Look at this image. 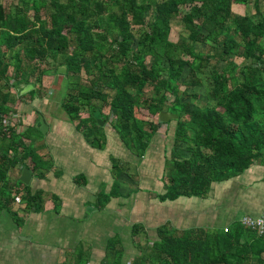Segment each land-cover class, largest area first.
<instances>
[{
	"label": "trees",
	"instance_id": "1",
	"mask_svg": "<svg viewBox=\"0 0 264 264\" xmlns=\"http://www.w3.org/2000/svg\"><path fill=\"white\" fill-rule=\"evenodd\" d=\"M263 1H0V215L8 210L17 220L20 207L34 212L43 207L45 195L12 180L11 171L49 173L54 167L27 144L34 131L40 133L38 127L23 130L17 115L18 97H41V79L51 71L67 82L65 114L96 149H105L100 119L110 120L140 158L159 127L175 121L166 192L153 193L159 201L205 198L214 183L264 167ZM251 3L258 21L234 12L236 5ZM63 66L67 73L59 74ZM210 68L213 80L206 85ZM21 83L34 89L20 96L15 92ZM165 111L179 117L161 122ZM112 161L116 181L111 192L98 195L102 209L124 196V169L119 157ZM16 196H21L17 207ZM52 200L61 211V199ZM224 228L180 230L168 223L145 246L136 244L139 254L130 264H264V236L237 220ZM144 229L134 224L132 236L148 234ZM125 252L115 234L101 264H125ZM77 257L76 264H89L83 251Z\"/></svg>",
	"mask_w": 264,
	"mask_h": 264
},
{
	"label": "crops",
	"instance_id": "2",
	"mask_svg": "<svg viewBox=\"0 0 264 264\" xmlns=\"http://www.w3.org/2000/svg\"><path fill=\"white\" fill-rule=\"evenodd\" d=\"M261 9L264 12V1L261 3ZM234 12L241 16L251 17L252 20L254 21H258L261 18V16H258L256 13H254L252 3L248 5H242V4L236 5L234 7ZM224 65H225L224 62H220L218 66H221L220 68L223 69ZM17 93L19 95L20 94L22 95L21 91H18ZM17 100L19 103L18 105L19 113L17 115H20V121L22 122V126H24L23 130L27 129L28 127L31 128L38 127L40 125L38 123L39 118L43 116V119L45 120L48 126L47 133L42 134L41 132L39 133L37 131L36 132L34 131L31 134V137H35L39 144L41 140L44 138V136L45 138L47 137V141H48L47 152L46 153L44 152L45 153L44 155L42 154L40 155L39 153L38 154L43 157L47 155L53 161L54 164V167L49 173L42 171L32 173L30 171L33 176L32 182L30 184L33 186V188L30 191L34 195L44 194L45 196H49L48 197L50 198L49 200H52L53 196H57L59 199H61L59 200V205H61V207L59 208H61V211L58 212L56 210L55 202L53 200H52L53 202H51V201H47V199H46L45 209H43L42 207L37 212L20 210V209L18 212L16 211L18 214L17 220L10 211L3 210L0 215V220L1 218L3 219L0 222V264H21V262L22 264H29V262H26V258H27L26 253L29 251L26 250L27 246L29 247V249H31V247L33 246L34 236L36 235V233H39V236H41L42 234L45 233V231H47L48 226H50L49 224L47 225V221L43 222L41 215L48 214L50 212L49 207H52L55 211H57L58 216L65 214L63 212V208L65 207V205L64 203H62L63 196H58L55 193H62L66 191L68 192V194L72 196L84 195L85 197L87 196L90 197L89 195L92 194L93 196H95L92 197V199H90L92 200L93 203L90 200L88 199L87 200L90 202L91 205L92 204L94 205L95 203V205L97 206L98 195L103 191L111 192L114 183L116 181L115 174H113V161H112V156L115 155L111 152L107 153L106 151L104 154L105 157L102 155L99 161L100 157L98 152H96V150L97 151L100 150L93 147L91 143L92 139H88L83 131H79L76 122L71 121L70 118L65 113L64 115L66 119L62 120L61 122H58L57 124L48 121L47 120L48 117H46L47 114L43 113L42 109L38 108V106H40L41 103L43 102L42 101L40 103V98H37L35 100H30V99L27 100L26 97H23V99L21 100V98L18 97ZM36 114H41V115L38 118V121L36 120V125H34ZM86 117L87 115L83 116V118ZM100 120L104 122L103 126L100 125V127L102 128L101 131L105 135V149L103 150H108V147L112 145L111 137H114L113 140L117 142V144L121 146L126 145L122 142L120 135L117 133L116 130H114L112 126L111 128L113 130H110L112 136H107L106 127L108 121L106 119L105 120L100 119ZM51 123L55 124V126L53 127ZM166 125H167L166 130L167 132H169L168 128L171 127L168 124ZM154 136L152 137L153 139ZM31 137L30 139H27V144H31L30 142ZM173 139H174V130H173ZM149 146H150L149 149H151L153 146V141L151 142V144H149ZM128 151L131 152L130 157L134 156L137 162H139V164H142L143 162L142 160L147 156V154L145 153L144 157L142 158L137 157L129 147H128ZM171 153L172 150H170L169 154L166 153L165 151V156H166L165 177H166L167 158L168 155H171ZM107 157H109V160H107ZM27 164H29V166L33 168V164L31 160H28ZM120 164H122L121 167L124 169V173L121 174V191L123 192L124 196L114 197L109 203V205L106 207L107 210L112 209V205L119 202V198L123 200H129L132 198V201L130 202V204L132 205L136 203V199L138 196L142 194L149 195L147 192L141 193L143 190L139 189L140 187L139 182L131 183L130 189L127 191L124 190V186L126 183L129 182L128 180L131 178V175L135 176V174L132 172L131 161H127V159H123L120 157ZM24 169H25L24 167H18L17 169H13L11 172L12 174L11 179L15 181L18 178L20 179ZM66 171L70 172L68 173L69 177L68 175H66ZM34 175H37V177L39 178L35 182H34ZM257 184H260L261 187L260 189L257 190V192H255L253 189ZM47 191H50L52 193H48ZM150 198L153 197L150 196ZM183 198L186 199L181 201H179L180 200L179 199L178 201L175 202H171V201L162 202L159 201L158 199L155 200V198L150 199L151 202L150 204H147V210H153L156 206H161V207L166 206L172 209L178 208L176 214L173 215L175 216V219L172 220V218H168L164 221H158V224L155 228L156 230L157 228L162 227L168 223L171 224L174 223L176 226L180 223L179 227L178 226L176 227L180 230L190 229V228H215V227L223 228L227 226L229 227V225L233 221L235 220L241 221L242 218L239 219L237 217L239 211L241 210H246L244 212L245 215L243 216H250L254 218L260 217L264 212V167L254 166L250 170H248L245 174H243L238 178H233L221 183H214L209 196L205 198L202 197L201 198L183 197ZM14 205L17 204L14 203ZM131 205L129 209L132 208ZM84 206L85 207L88 206L87 202L84 203ZM84 208H83V203L77 202L75 208H72L74 211V215H65V216L74 219V221L80 219V221L77 224H75L76 226L80 227V224H82L81 220L83 219L87 220L88 217L93 216V215L89 216V214H84ZM21 209H23V207ZM78 209H82V211L80 210L81 212L78 211L79 212L78 213L77 212ZM97 209L98 211H100L102 208L98 207ZM116 213L120 217L121 213H119L118 211ZM152 214L153 213H151L150 215ZM6 217H8L7 224L4 222ZM190 218H195V219L190 224L182 226V223L186 224L187 220ZM57 221L58 218H55L53 223L55 224L57 223ZM151 221L152 218L150 220L146 219L147 224L150 223ZM139 224L142 227L145 226V225L143 226V224L141 223ZM85 230L82 233L78 234V231H80L79 228L77 229L72 227L69 230L65 231L63 235L57 236L55 242L53 240L54 234L53 233L49 234L48 236L50 238V242L54 246V250H51V253L53 252V259H51V254L49 253L50 250L47 248L43 249L46 250L45 254H43L41 249L38 251H34L33 249L31 252L33 253L34 251L33 255L38 257L39 264H63V262H66L68 259L72 260L74 264H76V261L78 260L77 256L79 250L73 252L71 254V257L67 256L64 259H62V254L65 251H69L74 248L76 249L78 247V242L82 241L81 238L84 237L83 235L85 233ZM19 234L28 235V236L33 235L32 241L28 242V240H24L23 238H20ZM13 237H15V242L12 241V243H10ZM17 248H19V251L17 250ZM81 250L85 252L83 248ZM21 253L25 255V260L21 259L22 256ZM88 253L91 254V250ZM34 256H32L33 260H34ZM43 257L45 261L41 262L43 260ZM20 259L22 260L21 262L19 261Z\"/></svg>",
	"mask_w": 264,
	"mask_h": 264
},
{
	"label": "rangeland",
	"instance_id": "3",
	"mask_svg": "<svg viewBox=\"0 0 264 264\" xmlns=\"http://www.w3.org/2000/svg\"><path fill=\"white\" fill-rule=\"evenodd\" d=\"M213 65H216V63H213ZM220 67L221 66H218L219 70H221ZM212 80H213L212 79V68H210L209 70H207V75L205 76L204 83L206 85H209L212 83ZM41 82H43L42 84L43 89L40 92V95L41 94L42 95L41 97H39L38 95V98H40V103L42 101L43 102L41 103L40 106H38V108L42 109L43 113L49 115V116L46 115V117H48L47 118L48 121L57 124L58 122H61L62 120L66 119L64 115L65 112L62 108L63 98L67 94L66 79L62 78L61 75L57 76L53 71H51V73H48L47 76L44 77V79L43 78L41 79ZM41 82L38 83L39 86ZM24 84L23 83L22 85L18 84L16 86L17 91H20L22 87H25L26 84L25 85ZM17 91L15 93H17ZM199 92L203 93V90L201 89ZM27 94L24 93L22 94V96H25ZM25 97L27 100H29L27 96ZM12 104L14 103L11 102V105ZM106 112H107V109L105 110V113ZM41 114H36L34 125H36V120L38 121V118L40 117ZM85 115L86 114H83V116ZM55 124H52V126L54 127ZM175 124H176L175 121L171 122V125H170L171 128H168L169 132H167L166 130V127H167L166 124H163L161 127H159V129L155 133L154 139L153 138L151 139V142L153 141V146L151 149H149L150 146L148 147L146 151L147 156L142 160L143 161L142 164H139V162H137L134 156L130 157L131 152L128 151V147L126 145L121 146L117 144V142L113 140L114 137H111L112 145L108 147L109 151L108 150H100V151L96 150V152H98L99 157H100L99 161L102 155L105 157L104 154L106 151L107 153H110V152L113 153L117 158L121 157L123 159H127V161H131L132 172L135 174V176L131 175V178L128 180L130 183L128 182L125 184L124 190L125 191L129 190L131 187L130 186L131 183L139 182V185H140L139 189L143 190L141 193L147 192L149 195L142 194L138 196L136 199V203L132 205L130 204V202L132 201V198L129 200H123L119 198V202L113 204L112 209L107 210L106 208H104L98 211L97 209L98 207L95 205V203L94 205L93 204L91 205L90 202L88 201L92 199V197H95L92 194L89 195L90 197L88 196L85 197L84 195L83 197V196H72L68 194V192L66 191L62 193H55L58 196H63V198L62 197L61 198H62V203H64L65 205V207L63 208V212L65 214L58 216L57 215L58 210L56 209L57 211H55L52 207H49L50 212L48 214L41 215L43 222L47 221V225L49 224L50 226H48L47 231H45V233L42 234L41 236H39V233H36V235L34 236V242H33V246L31 247V249H29V247L27 246L26 250L27 251L29 250V251L26 253L27 254L26 262H29V264H39L38 257L34 256L33 253L34 251H38L41 249L43 254H45L46 250H43L45 248L50 250L49 253L51 254V259H53V252L51 253V250H54V246L51 244L50 238L48 235L53 233L54 234L53 240L55 242L57 236L63 235L65 231L73 227L77 229L79 228L80 231H78V234L82 233L86 229L83 235L84 237L81 238L82 241L78 242V247L76 246L77 247L76 249L74 248L72 250H69L70 252L63 250L65 252L62 251L63 252L62 259H64L67 256L71 257V254L78 250L79 252H82L83 250L81 249L83 248L86 252L85 253L83 251L84 256H85L83 261L89 260V264H101V260L104 257V254L106 251V244H107L108 238H110L111 236L115 234H119L121 235L123 239L124 247L126 248V252L124 256L125 264H130V261L132 259L134 260L136 255L139 254L136 248V244L139 243L145 246L149 237L156 236L155 228L158 224V221H164L168 218H172L173 220L175 219V216L173 215H175L176 212L178 211V208L172 209L166 206L165 207L156 206L153 210H147V204H150L151 202L150 199L154 198V195L152 193L155 192V193L162 194V193H165L166 191V182L164 180L165 178V158H166L165 151L166 153L169 154L174 144L173 130H174ZM106 128H107V131H106L107 136H112L110 130H113V129L111 128L110 120L107 123ZM30 142L35 148L33 150L39 153L40 155L41 154L44 155L47 152V147H48L47 137L45 138L44 136L40 144L38 143L35 137H32ZM45 159H46L45 162H47V164H50V162L52 164V161L51 159H49V157ZM107 160H109V157H107ZM68 173L70 172L66 171V175H68L69 177ZM38 179L39 178L37 177V175H34V182L37 181ZM30 186H29L30 190H32L33 186L32 185ZM260 187L261 185L257 184L253 190L257 192V190L260 189ZM149 191L151 192V194ZM47 192L52 193L50 191H47ZM150 196H152L153 198H150ZM48 197L49 196H45V201L43 203V209H45L46 207V199L47 201L53 202L52 200H49L50 198ZM185 199L186 198H182L179 201L185 200ZM90 201L92 202V200ZM77 202L83 203V208L85 207L84 203L87 202L88 206L84 208V214H89V216L93 215L92 217L86 216L88 217L87 220H84V219L81 220L82 224H80V227L75 225L80 221V219H77V221H74V219H71V218H68V216H65V215H74V211L72 208H75V205L77 204ZM15 203L17 205L19 204L17 202ZM17 205L15 206L17 207ZM130 205L132 206L131 209H129ZM15 206H14V209H16ZM21 208L22 207H20L19 209L23 210ZM80 210L82 211V209H78L77 212ZM117 211L121 213L120 217L116 213ZM146 211H149V212H146ZM245 211L246 210L239 211L237 217L239 219L242 218V216L245 215L244 214ZM151 213L153 214L150 215ZM55 218H58V221L57 223L54 224L53 221L55 220ZM151 218H152V221L147 224L146 219L150 220ZM194 219L195 218L188 219L186 224L182 223V226L190 224ZM1 220L3 219L1 218ZM7 220H8V217H6L4 221L6 224H7ZM135 223H138V224L141 223L143 224V226L145 225L144 227L142 226L141 227L145 228L144 230H146L149 236L148 234L144 235L141 232L136 237H133L132 231H133V224ZM179 224L177 225L178 227H179ZM171 225L177 227L174 223H172ZM19 237L23 238L24 240H28L29 242V241H32L33 235L28 236V235L19 234ZM12 241L15 242V237H13L10 243H12ZM33 249L34 251L32 253L31 251ZM17 250L19 251V248H17ZM90 250H91V254L88 253ZM21 255H22L21 259L25 260V255L22 253ZM32 256H34V260ZM21 259L19 260L20 262L22 261ZM44 261L45 260L43 257V260L41 262H44Z\"/></svg>",
	"mask_w": 264,
	"mask_h": 264
},
{
	"label": "water",
	"instance_id": "4",
	"mask_svg": "<svg viewBox=\"0 0 264 264\" xmlns=\"http://www.w3.org/2000/svg\"><path fill=\"white\" fill-rule=\"evenodd\" d=\"M58 73L59 74H66L67 73V67L63 66V67L59 68ZM33 89H34V85L26 84V86L22 87V89L20 91L22 92V94H24V93L27 94V93L31 92ZM178 117H179V115L174 113V112L173 113L169 112V111L168 112H162L161 114H159V121L168 122L169 120L177 119ZM38 123L40 124L38 126L39 131L42 134H46L48 131V126H47L45 120L42 117H40ZM99 123L101 126L104 125V122L101 120H99ZM32 179H33V176L31 174V172L25 168L22 172L21 177H20V181L28 187V186H30Z\"/></svg>",
	"mask_w": 264,
	"mask_h": 264
},
{
	"label": "built area",
	"instance_id": "5",
	"mask_svg": "<svg viewBox=\"0 0 264 264\" xmlns=\"http://www.w3.org/2000/svg\"><path fill=\"white\" fill-rule=\"evenodd\" d=\"M6 125L9 124V121L4 122ZM16 202H21V196H16ZM241 224L244 225L246 228H249L255 231L258 235L264 236V212L260 217H250V216H243L241 219ZM229 227H225L224 230L228 231Z\"/></svg>",
	"mask_w": 264,
	"mask_h": 264
}]
</instances>
